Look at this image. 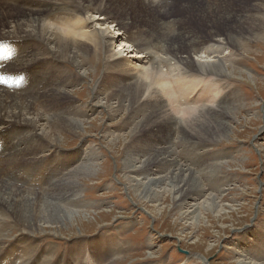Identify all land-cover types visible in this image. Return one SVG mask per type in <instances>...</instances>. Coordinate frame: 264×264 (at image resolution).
Here are the masks:
<instances>
[{
  "label": "rangeland",
  "instance_id": "obj_1",
  "mask_svg": "<svg viewBox=\"0 0 264 264\" xmlns=\"http://www.w3.org/2000/svg\"><path fill=\"white\" fill-rule=\"evenodd\" d=\"M64 1L72 8L77 6L75 0ZM227 1L237 6L236 9L251 4L249 0ZM34 2L46 4L42 0ZM180 2L177 6L184 5ZM20 7L15 11L20 10L25 14L32 10L27 6ZM183 7L189 9L186 5ZM175 9L172 8V12ZM74 15V12L65 9L57 13L48 9L43 14L48 23H56L58 27L69 16L73 19ZM82 15L86 18L85 14L78 17ZM186 22L199 40L208 37L202 18L190 14ZM217 22L219 25L214 30L223 34L238 33L240 35L235 39H245V30L229 26L232 20ZM174 30L177 32L179 25H174ZM104 32L113 35L111 27ZM257 36H248L242 40V45L237 41L239 48L223 45V56L231 55L228 67L232 70L219 80L208 76L212 79L211 86L218 85L220 94L227 93V104L220 110L229 116L225 133L214 139L207 135L198 141L193 137L188 140L178 133L181 130L178 125L173 136L168 135L165 142L163 139L164 147H168L172 155L163 156L155 149L157 144L162 145L160 135L154 139V134L149 130L151 101L147 97H143L142 101L141 98L133 106L127 101L129 97L124 102L112 100L110 105H106L114 89L108 75L112 62L109 63L110 60L103 56V48H110L111 45L113 52L123 61L128 59L125 56L130 55L127 54L128 50L121 54L116 44L107 43L105 46L95 34L92 48H85L88 52L78 51L77 61L71 59L72 62H68L58 58L59 50L53 52L41 41L29 40L27 47L23 46L29 55L18 52L25 59L16 62V66L20 62L26 64L34 54V59H37L34 65H39L34 69L46 72V76L51 78L54 75L51 82L46 76L35 81L37 85H47L49 98L44 100L37 95L30 99L41 102L43 107L38 112L44 115L43 125L47 127L54 116L55 120L60 121L55 127L72 123L79 125L80 130H56L53 132L56 141L52 142L41 137L34 138L33 134L42 132L30 125L16 123L11 128L13 130L9 129L11 123L0 125V131L12 134V140L19 143L10 152L0 154V164L3 165L0 168V188L12 193L19 189L22 197L32 195L34 199L25 209H30L31 204L38 200L34 204L37 212L32 218L38 217L47 222L43 230L28 229L8 206L0 202V264H21L18 259L23 255H30L32 264H62L61 261L78 264L77 252L81 254L83 263L86 261L85 249H90L92 255L98 258L102 253L104 264H264V31ZM159 55L163 56L162 53ZM128 60L133 64L138 63L136 58ZM168 78L175 83V78ZM193 101L190 103L192 108L196 105ZM57 110L63 112L59 114L60 118ZM173 110L172 114L180 118V114ZM209 115L212 118L207 113V117L204 115L205 118L200 120L208 123L209 119H206ZM64 120L68 122L61 123ZM78 152L81 155L79 161L76 159L69 164V158ZM170 158L172 162L168 163ZM178 167L187 169L186 173L193 177V182L196 181L193 190L187 192L185 197L175 202L171 195L159 191L157 200L147 205L137 198L133 191L136 183L164 180L177 172ZM164 183L159 188L169 190ZM210 197H214L223 208L222 216L203 208L200 217L191 223L192 220L185 213L188 209H182L180 205L189 203L186 207H190L192 203V209H196V205ZM27 212L29 210L25 212V219L29 216ZM56 214L59 217L56 222L48 218ZM48 221L55 224L51 225ZM108 236L114 242L113 246L105 242ZM197 239L203 242L200 246L195 243ZM72 249L75 250L71 252ZM26 250L28 252L25 253ZM68 250L69 254L65 255Z\"/></svg>",
  "mask_w": 264,
  "mask_h": 264
},
{
  "label": "bare ground",
  "instance_id": "obj_2",
  "mask_svg": "<svg viewBox=\"0 0 264 264\" xmlns=\"http://www.w3.org/2000/svg\"><path fill=\"white\" fill-rule=\"evenodd\" d=\"M42 1H46V4L44 5V3H42L39 5L35 3L34 0H0V49L6 50L3 55L4 58L0 59L3 60L0 62V71L14 74L11 80L17 84V86H14V84L8 82L7 79H0V125L11 123L9 129L13 128V124L16 123L17 125L18 123L30 125L42 132L37 133L36 131L37 134L32 135L34 138L41 137V139L45 138L47 140H51L52 142L56 141V139H53V134L56 130L65 131L69 128H72L74 131L77 129L80 130L79 125L77 126V124L66 123L68 121L65 120V122L61 123L66 124H60L59 127H55L60 121L58 122L55 120L54 116L50 118V123L47 127L43 125L45 121L44 115L38 112L43 106L40 101L35 100L32 102L30 99L32 98L33 100V98L37 95L44 100L49 98L47 85L43 87L44 85L40 86V84L37 85L35 83L36 79L45 77L47 73L37 72V75H31V73H35L32 70L35 66L34 62L37 60L34 59L35 56L32 52V59L30 58L31 60L26 64L24 62L23 64L20 62L19 66H16V62L21 61L23 58V56L20 55H29L23 46L26 45L29 40L32 41V39L41 41L40 43L50 47L53 52L59 50L58 58L60 60L72 62L71 59L75 60L78 56V51L82 50L84 52H88V50H86L89 48L88 46H90L89 49L92 48L94 36L97 34L99 41H102L105 46L107 43L112 45L116 44V48L121 54L128 50L127 54L130 55L127 57L125 56V58L138 59V61H136L138 62L137 64H133V61L131 62L128 59L123 61L124 59L121 60L117 56V53L113 52L111 45L110 48L104 46L105 48H103L102 51L103 56L105 55L106 58L110 60L109 63L112 62L111 75L109 73L108 75L110 76L109 79L112 80L110 82L111 87L114 89L112 94L110 93V98L107 99L106 105H110L112 100L116 102L118 101L119 103L124 102L126 97H129L127 101L129 105L133 106V104H137L141 98L142 101L145 97H147L151 101L149 107V124H151V127L149 130L154 134V139L156 136L160 135L159 139H162V145H159L160 143L157 144L155 149L158 150L157 152L161 153L162 156L172 155V151L168 149V147H164V142L168 135H174L178 125H180L181 129L178 133L185 136V139L188 140L193 137L198 141L204 139L207 135L208 138L214 139L216 138L215 136L219 135L221 137V135L225 133V126L228 124L226 119L229 116L227 114L224 115L220 110L227 104L228 97L225 96L227 93L220 94L221 88L217 87L218 85L214 87L211 86L212 79L208 76L221 79L224 76H228L230 73L229 71L232 70H229L228 67V65H230L231 55L223 56V50H225L222 48L223 45L231 46L232 48H239L238 45H236L237 41L240 45H242V40H246L248 36L259 37L257 35L264 31V13H261L264 11V0H249L251 2L249 7H244L242 9H236L237 6L230 5V2L227 0H180V3L189 6V9L184 7L182 8L184 5L177 6L179 0H75L77 6L75 5L73 8L70 7L68 3L66 4L64 0ZM60 2H62V4ZM16 4L18 7H16ZM20 5L27 6L32 10L25 14H23L20 10L15 11L16 8H21ZM229 7L231 8V11L229 10ZM172 8L176 9L172 12ZM48 9L53 10L54 13L61 12L65 9L69 12H74L75 15L72 17L73 19L69 18V16L65 19L66 22L58 27V24L52 22L48 23V21L44 19L43 14ZM80 14H85L86 18H83V15L81 18L80 16L78 17ZM174 14L176 15L174 16ZM190 14L202 18V23H204L208 34L206 39L204 38L203 40H199L200 38L197 37L196 33L189 30L186 17ZM179 15L182 16L179 17ZM218 20H223L224 23L225 21L232 20V24H229V26L233 25L241 30L243 29V31L245 30L244 34H247L243 37L245 39H235L238 35H240L238 33L223 34L218 30H214V28L218 27L217 24L219 25L217 22ZM174 25H179V30L177 32L174 30ZM109 27L112 28L113 35L110 34L111 36L104 32L109 29ZM7 41L12 42L9 43ZM29 46L31 49V43ZM75 47V50L78 49L77 51L73 49ZM16 51L17 53L19 52L20 55L17 54L16 57H13L12 53ZM161 53L163 56L159 55ZM23 59H25V57ZM9 60L11 62H9ZM53 61L56 64H60V62H56L55 60ZM138 64L142 66L138 67ZM16 74H25L27 78L26 82H21L19 80V76ZM170 76L173 77L172 79L175 78V83H172L170 78H168ZM200 76H202V79ZM46 77L51 82L54 75L52 78L48 76ZM49 81L47 83H49ZM42 82L43 81H41V83ZM217 83L219 82L217 81ZM41 89L42 91L39 93ZM46 91L48 94H46ZM28 94H31V96L28 97ZM119 95L120 97H118ZM191 101H193L192 103H196L193 108L190 106ZM57 105L59 106L60 103H57ZM119 106L120 105L118 104V107ZM173 107H175L174 110ZM171 109L176 111L177 114H180V118H176L172 114ZM46 111L48 110L46 109ZM207 113L211 114L212 118L209 115L206 119L207 121L209 119V122L205 123V120L200 119L205 118V116L207 117ZM56 114H63V112L62 110H57ZM60 117L61 116L59 115L58 118ZM152 129L156 130L153 131ZM4 131L5 130H2L0 133ZM12 136V134L10 135V133L5 132L0 134V154L3 155L6 151L10 152L11 149L18 147L19 143L17 144L16 141L12 140ZM16 136L17 135L14 137ZM35 149L37 150L38 148ZM32 152L35 153L36 151ZM78 155L79 152L77 155L69 158V164L81 157V155ZM8 156L5 158L7 159ZM162 159L163 158H161V160ZM167 161L169 163L171 158ZM64 164H66V162ZM2 166L3 165L0 164V168ZM187 171V169L178 167L177 172H171L172 174L170 177L165 179L163 178L164 180L159 181L157 179H151L148 183H136V185L133 186V191L138 196L137 198H139V200L145 205L156 201L158 196L157 193H159V191L168 193L176 202V200L178 201L185 197L187 192L192 191L195 187L194 183L196 181L193 182V177L189 173H186ZM164 182L167 184L166 186L169 187V190H167V188H159V186ZM15 191L16 193H12V191L7 192L3 188H0V202H3L6 206H8L15 217L22 223H25L26 228L43 230L47 222L45 223L41 221L42 219H38V217L35 219L32 218L36 211L34 209V204H37L38 200H35L33 205L31 204L30 209H25L26 205L30 204V200H33L34 198H31L32 195L30 197H22V192L19 191V189H15ZM18 193H20V195ZM69 193L71 192L69 191ZM68 196H70V194ZM213 198L210 197L209 199H204L199 205H196L198 206L196 209H192L194 208L192 203L190 207H186L189 203H185L180 206L182 209L184 207L188 209L185 213L187 214L188 219L192 220L191 223L195 222L197 218L200 217L203 208L210 213H216L220 217L222 216L221 212L223 208L219 206ZM182 203L184 202L182 201ZM28 210L29 213H27L29 216L25 219V212ZM48 218H51V220L56 222L59 217L56 214V216L51 215ZM49 224L54 225L55 223ZM105 242H107L110 246H113L114 244V242H111L110 236H108ZM195 243L199 245L203 242L197 239ZM73 250L75 249H72L71 252ZM85 250L87 251L85 263H82V259L80 257L81 254L76 251L78 253L77 259H79L78 264H104V260L101 257L103 256L102 253L98 258L97 255H92V251L90 249ZM26 252H28V250H26L25 253ZM68 254L69 250L65 253V255ZM70 257L71 256L69 255V259ZM31 261L32 259L30 255H23V257L18 259V263L21 264H31ZM60 263L67 264L65 261H61ZM13 264H17V262H13ZM54 264H58V262ZM238 264L245 263L239 262Z\"/></svg>",
  "mask_w": 264,
  "mask_h": 264
},
{
  "label": "water",
  "instance_id": "obj_3",
  "mask_svg": "<svg viewBox=\"0 0 264 264\" xmlns=\"http://www.w3.org/2000/svg\"><path fill=\"white\" fill-rule=\"evenodd\" d=\"M179 252H182V253L185 254V255L188 254V252H186V251H182V250H179Z\"/></svg>",
  "mask_w": 264,
  "mask_h": 264
}]
</instances>
